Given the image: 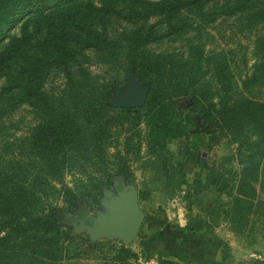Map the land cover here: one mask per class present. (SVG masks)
<instances>
[{
  "label": "trees",
  "instance_id": "1",
  "mask_svg": "<svg viewBox=\"0 0 264 264\" xmlns=\"http://www.w3.org/2000/svg\"><path fill=\"white\" fill-rule=\"evenodd\" d=\"M58 1L0 0V41L21 16ZM205 1H141L138 10L125 15L131 26L86 42L89 59L76 47L61 46L26 67L16 102L32 109L35 123L26 140L0 149V264L56 262L76 255L71 245L78 237L64 227L72 217L67 212L95 202L102 186L128 181L132 163L143 156H164L180 183L181 171L177 164L172 167L167 145L182 134L184 109L177 105L182 100L190 102L203 124L236 145L240 169L232 200L240 218L257 194L264 197V102L236 92L264 83V0H235L207 15L201 12ZM189 6L196 8L194 25L178 17ZM218 13L251 19L243 23L251 34L244 36L242 27L238 32L244 42L206 48L201 25ZM150 16H159L165 30L146 24ZM189 31L196 35L185 37L180 51L150 47ZM86 60L90 63L84 65ZM53 73L60 74V82L48 85ZM124 76L146 86L141 105H109ZM177 231L185 238L183 230ZM147 236L141 247L164 264L157 239Z\"/></svg>",
  "mask_w": 264,
  "mask_h": 264
},
{
  "label": "rangeland",
  "instance_id": "2",
  "mask_svg": "<svg viewBox=\"0 0 264 264\" xmlns=\"http://www.w3.org/2000/svg\"><path fill=\"white\" fill-rule=\"evenodd\" d=\"M141 1L164 0H62L44 11L27 12L8 29L0 41V149L26 140V134L35 123L32 109L26 103L16 102L26 80V67L47 58L61 46L76 47L79 54L89 59L92 50L85 47L86 42L96 41L104 32L111 34L123 25L131 26L125 15L138 10ZM234 1L207 0L201 5V12L207 15L212 10L222 11ZM195 10L194 6H189L178 17L194 25ZM238 16L218 13L213 22L202 24L200 36L206 41V48L219 49L235 40L244 42L238 29L245 27L244 31L248 30L249 25L246 28L243 23L250 24L252 20ZM152 23L158 32L165 30L159 16L147 19L146 24ZM250 34L246 31L244 36ZM195 35L196 31H189L179 37H165L150 47L154 51H180L184 47V38ZM14 39L17 41H12ZM89 63L86 60L84 65ZM89 68L95 70L93 65ZM59 82L60 74L53 73L48 85ZM145 91L146 86L136 78L124 76L109 105L127 106L135 100L141 102ZM236 92L239 96L264 102V83L238 87ZM177 105L184 109L182 134L171 140L167 148L172 167L177 164L181 171V182L176 184L178 174L168 168L164 156L141 157L132 163L130 179L123 182L136 191L138 204L144 212L136 239L126 244L116 237L91 240L85 230L76 231L73 222H66L64 227L78 237L77 243L71 245L76 255L37 264H139L138 257L152 254L140 245L152 233H166L163 238L168 237V243L175 244L177 251L183 249L185 238L175 242L169 235L178 234L177 229L185 230L187 225L195 226V222L188 221V216L192 219L193 216L201 217L200 227L210 224L211 233L217 239L228 240V246L224 247L226 264H264V197L257 194L252 199L253 206L245 218L242 215L240 218L232 200L235 174L240 169L235 143L213 126L203 124L189 107V101L182 100ZM252 184L258 193L257 184ZM115 193L114 184L102 186L95 202H82L83 213L91 218L97 213H105L101 201ZM78 211L80 206L67 214L72 216Z\"/></svg>",
  "mask_w": 264,
  "mask_h": 264
},
{
  "label": "water",
  "instance_id": "3",
  "mask_svg": "<svg viewBox=\"0 0 264 264\" xmlns=\"http://www.w3.org/2000/svg\"><path fill=\"white\" fill-rule=\"evenodd\" d=\"M142 102L135 100L128 105L139 106ZM101 205L105 213H97L95 218L86 217L83 213L78 223L73 221L76 231L85 230L91 240L116 237L124 244L134 241L144 221V212L138 204L136 191L121 183L115 195H107ZM72 217L75 218L76 214ZM86 219L89 223L84 222Z\"/></svg>",
  "mask_w": 264,
  "mask_h": 264
},
{
  "label": "crops",
  "instance_id": "4",
  "mask_svg": "<svg viewBox=\"0 0 264 264\" xmlns=\"http://www.w3.org/2000/svg\"><path fill=\"white\" fill-rule=\"evenodd\" d=\"M188 221L195 226L187 225L183 233H185V239L183 241V249L177 251L175 244L168 243L166 240L168 237H164L165 233H152L157 238L156 251L160 254L164 261V264H226V255L224 252L225 245L228 246L227 239H217L214 234L211 233V227L209 224H201L203 219L201 217H187ZM199 222V225H198ZM204 223V222H203ZM198 225V226H197ZM205 226V227H204ZM153 232V231H152ZM157 234V235H156ZM174 240L179 241L181 237L179 234L169 235ZM193 242H190V241ZM195 241V242H194ZM194 243V244H193Z\"/></svg>",
  "mask_w": 264,
  "mask_h": 264
},
{
  "label": "built area",
  "instance_id": "5",
  "mask_svg": "<svg viewBox=\"0 0 264 264\" xmlns=\"http://www.w3.org/2000/svg\"><path fill=\"white\" fill-rule=\"evenodd\" d=\"M137 261L139 264H162L158 260L155 253L149 254L143 258L140 256V257H138Z\"/></svg>",
  "mask_w": 264,
  "mask_h": 264
},
{
  "label": "flooded vegetation",
  "instance_id": "6",
  "mask_svg": "<svg viewBox=\"0 0 264 264\" xmlns=\"http://www.w3.org/2000/svg\"><path fill=\"white\" fill-rule=\"evenodd\" d=\"M113 184H114V188H115V190L120 189V186H121V183H120V182L113 181V182H112V185H113ZM112 185L110 184V186H112ZM83 210H84L83 206L80 207V211H79V214L77 215L76 219L73 218V217H69V218H68V219H69L68 222H73V221L76 220V223H78L79 220L83 218L82 215H81V214H83ZM84 222H87V221L84 220Z\"/></svg>",
  "mask_w": 264,
  "mask_h": 264
}]
</instances>
